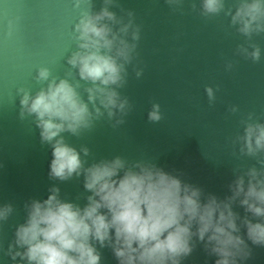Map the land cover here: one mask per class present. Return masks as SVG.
<instances>
[{
  "label": "water",
  "instance_id": "water-1",
  "mask_svg": "<svg viewBox=\"0 0 264 264\" xmlns=\"http://www.w3.org/2000/svg\"><path fill=\"white\" fill-rule=\"evenodd\" d=\"M239 3L225 0L219 13L206 14L202 0H89L79 9L69 0H0V205L13 208L0 221V264H28L12 253L24 251L16 245V229L33 200L47 199L57 187L62 200L83 207L91 195L83 174L65 180L50 175L52 145L42 140L36 117L22 114L20 89L35 94L47 86L35 78L40 67L69 79L89 103L91 125L62 133L80 151L85 168L117 156L149 162L199 187L202 198L221 200L232 195L237 176L252 167L264 169V150L249 155L240 139L246 123H264V31L246 36L238 30L232 13ZM105 6L123 23L132 21L127 39L136 45L123 82L112 86L127 105L112 116L103 106L102 114H95L87 91L92 82L68 62L76 50L80 13ZM15 16L21 28L8 36L6 20ZM135 30L139 39L133 41ZM255 47L261 49L259 60L248 54ZM208 87L215 90L214 99ZM154 104L162 113L158 121L149 119ZM233 209L241 218L250 215L239 201ZM93 243L100 264H119L111 245ZM192 243L181 264H215L217 257L204 242L193 237ZM248 245L251 254L240 264H264V245Z\"/></svg>",
  "mask_w": 264,
  "mask_h": 264
},
{
  "label": "clouds",
  "instance_id": "clouds-1",
  "mask_svg": "<svg viewBox=\"0 0 264 264\" xmlns=\"http://www.w3.org/2000/svg\"><path fill=\"white\" fill-rule=\"evenodd\" d=\"M87 2L69 0L77 9ZM202 7L206 14H216L224 9L225 0H202ZM232 23L246 36L264 31V0H240ZM115 24L121 25L119 29ZM132 27L131 20L123 23L107 6L99 12L82 11L75 24L76 50L68 62L81 79L92 82L88 101L96 106V115L102 114L100 106L112 116L127 105L112 86L123 82L125 65L132 59L136 45L127 39ZM20 28L19 16L6 20L8 36ZM131 35L133 41L139 39L138 30ZM248 54L259 60L261 49L255 47ZM35 78L47 86L35 94L21 88L20 103L22 114L36 117L42 140L52 145L50 175L65 180L83 174L91 195L83 207L62 200L57 187L47 199L33 200L26 221L16 229V245L24 251L13 252V259L20 256L28 264H100L96 241L111 245L119 264H181L197 237L217 257L215 264H240L251 254L248 241L264 245V169L252 167L237 176L232 195L221 200L215 195L202 198L199 187L149 162L129 163L117 156L85 168L80 151L62 133L75 134L91 125L89 103L76 85L53 77L48 67H40ZM206 91L215 98L212 87ZM161 118L160 105L154 104L149 119ZM240 139L249 155L264 150V123H246ZM236 201L250 215L241 218L233 209ZM12 211L11 205H0V221Z\"/></svg>",
  "mask_w": 264,
  "mask_h": 264
}]
</instances>
